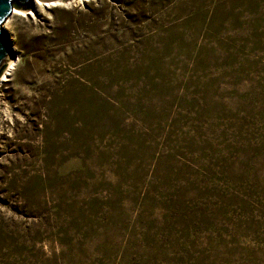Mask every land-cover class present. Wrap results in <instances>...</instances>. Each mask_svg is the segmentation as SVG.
<instances>
[{
  "label": "rangeland",
  "instance_id": "rangeland-1",
  "mask_svg": "<svg viewBox=\"0 0 264 264\" xmlns=\"http://www.w3.org/2000/svg\"><path fill=\"white\" fill-rule=\"evenodd\" d=\"M39 1L3 22L0 264H264V0Z\"/></svg>",
  "mask_w": 264,
  "mask_h": 264
},
{
  "label": "water",
  "instance_id": "water-1",
  "mask_svg": "<svg viewBox=\"0 0 264 264\" xmlns=\"http://www.w3.org/2000/svg\"><path fill=\"white\" fill-rule=\"evenodd\" d=\"M32 6L33 0H0V73L14 55L7 33L3 28V22L11 14L13 7L26 11Z\"/></svg>",
  "mask_w": 264,
  "mask_h": 264
},
{
  "label": "bare ground",
  "instance_id": "bare-ground-1",
  "mask_svg": "<svg viewBox=\"0 0 264 264\" xmlns=\"http://www.w3.org/2000/svg\"><path fill=\"white\" fill-rule=\"evenodd\" d=\"M55 1H51L48 0V2H43V4H53ZM40 3L39 0H35V4ZM12 13L14 14H31L32 12L30 10L28 11H22L16 8H12ZM12 60L8 63V65L6 66V68L4 69V71L0 74V82L1 81H5L7 79V77L10 75L12 69L14 68L15 64H16V58L15 57H11Z\"/></svg>",
  "mask_w": 264,
  "mask_h": 264
}]
</instances>
